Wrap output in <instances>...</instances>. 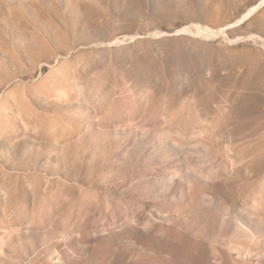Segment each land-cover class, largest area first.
<instances>
[{"label":"rangeland","instance_id":"obj_1","mask_svg":"<svg viewBox=\"0 0 264 264\" xmlns=\"http://www.w3.org/2000/svg\"><path fill=\"white\" fill-rule=\"evenodd\" d=\"M263 1L0 0V264H264Z\"/></svg>","mask_w":264,"mask_h":264},{"label":"bare ground","instance_id":"obj_2","mask_svg":"<svg viewBox=\"0 0 264 264\" xmlns=\"http://www.w3.org/2000/svg\"><path fill=\"white\" fill-rule=\"evenodd\" d=\"M261 5H264V1L261 3ZM258 7L253 8L252 10L249 11L248 15H252L255 13V11L257 10Z\"/></svg>","mask_w":264,"mask_h":264}]
</instances>
